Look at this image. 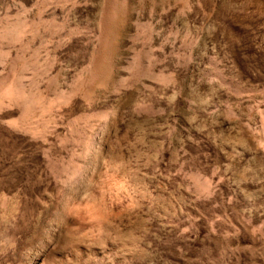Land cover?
<instances>
[{
    "label": "rangeland",
    "instance_id": "obj_1",
    "mask_svg": "<svg viewBox=\"0 0 264 264\" xmlns=\"http://www.w3.org/2000/svg\"><path fill=\"white\" fill-rule=\"evenodd\" d=\"M0 264H264V0H0Z\"/></svg>",
    "mask_w": 264,
    "mask_h": 264
}]
</instances>
